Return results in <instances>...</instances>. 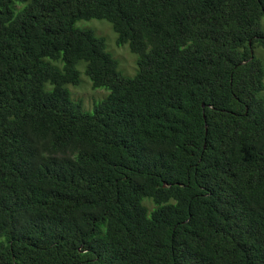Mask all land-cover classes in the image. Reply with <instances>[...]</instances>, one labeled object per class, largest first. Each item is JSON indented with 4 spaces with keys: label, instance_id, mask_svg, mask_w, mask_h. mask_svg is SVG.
Returning <instances> with one entry per match:
<instances>
[{
    "label": "trees",
    "instance_id": "1",
    "mask_svg": "<svg viewBox=\"0 0 264 264\" xmlns=\"http://www.w3.org/2000/svg\"><path fill=\"white\" fill-rule=\"evenodd\" d=\"M257 48L264 0H0V264H264Z\"/></svg>",
    "mask_w": 264,
    "mask_h": 264
},
{
    "label": "rangeland",
    "instance_id": "2",
    "mask_svg": "<svg viewBox=\"0 0 264 264\" xmlns=\"http://www.w3.org/2000/svg\"><path fill=\"white\" fill-rule=\"evenodd\" d=\"M78 28H90L96 31V35L104 37L107 41V51L112 54L118 63V70L126 77H134L138 71L136 54L132 53L129 45L118 46L116 44L117 34L114 32L112 25L106 20H82L77 23ZM256 55L264 62V49L257 48ZM81 72V83L78 86L69 85L72 99L81 101L85 112H93L94 106L102 102L109 94L104 88L94 89L92 82L85 74L84 64L78 65ZM264 97V91L262 93Z\"/></svg>",
    "mask_w": 264,
    "mask_h": 264
}]
</instances>
